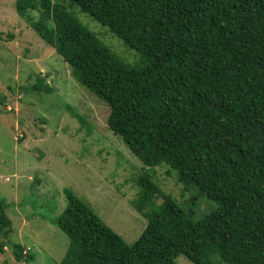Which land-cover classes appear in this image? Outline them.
I'll use <instances>...</instances> for the list:
<instances>
[{"label":"trees","instance_id":"16d2710c","mask_svg":"<svg viewBox=\"0 0 264 264\" xmlns=\"http://www.w3.org/2000/svg\"><path fill=\"white\" fill-rule=\"evenodd\" d=\"M15 7L108 104L109 128L144 163L131 203L148 221L132 243L64 188L67 204L53 221L70 242L59 264H176L181 254L194 264H264V0H15ZM74 7L136 59L113 51ZM24 87L55 89L45 77ZM162 164L216 208L195 219L153 178ZM7 207L0 196V251L12 230ZM15 247L19 259L35 258Z\"/></svg>","mask_w":264,"mask_h":264},{"label":"rangeland","instance_id":"374dc122","mask_svg":"<svg viewBox=\"0 0 264 264\" xmlns=\"http://www.w3.org/2000/svg\"><path fill=\"white\" fill-rule=\"evenodd\" d=\"M70 9L113 51L136 59L135 50L108 27L76 7ZM38 77H45L54 91L24 87ZM69 105L84 122L70 113ZM109 112L108 104L82 85L55 47L17 13L15 0H0V196L12 220L0 264H59L70 238L53 218L67 204L65 187L86 200L126 242L140 236L148 220L131 200L139 192L134 178L144 163L109 128ZM150 172L195 219L216 208L215 201L196 194L195 188L185 190L169 165ZM16 243L35 258L19 259ZM176 264L194 263L181 254Z\"/></svg>","mask_w":264,"mask_h":264}]
</instances>
